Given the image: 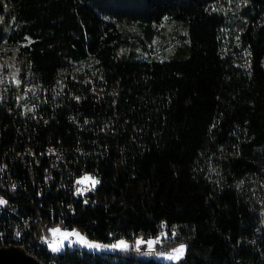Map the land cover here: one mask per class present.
<instances>
[{
    "label": "trees",
    "instance_id": "obj_1",
    "mask_svg": "<svg viewBox=\"0 0 264 264\" xmlns=\"http://www.w3.org/2000/svg\"><path fill=\"white\" fill-rule=\"evenodd\" d=\"M3 162L32 235L130 243L60 264H264V0H0Z\"/></svg>",
    "mask_w": 264,
    "mask_h": 264
},
{
    "label": "built area",
    "instance_id": "obj_2",
    "mask_svg": "<svg viewBox=\"0 0 264 264\" xmlns=\"http://www.w3.org/2000/svg\"><path fill=\"white\" fill-rule=\"evenodd\" d=\"M50 157L51 155H62V152L57 151L55 153H47ZM0 170H8L7 165L3 162L0 165ZM84 176L92 177L89 174H84L82 176H75L72 180V191L74 196H78L83 194L84 192L89 191L90 189L94 188L96 184L93 186L90 181L85 183L78 184L77 181L80 180ZM7 184V185H6ZM5 189L9 193H14L17 189L15 182L6 183L3 180V177L0 176V190ZM87 189V190H86ZM0 199L4 200V204H0V219L2 216L12 215L15 220V225L13 226V230L11 232L10 237H6L5 233H0V245H19L22 246L26 251H34L37 254V259L40 261H45L47 264H60V254L63 251H53L48 244L43 241L41 238H38L36 235H32V218L23 216L18 214L17 207L14 206L5 196L0 194ZM69 209L73 208V205H68ZM73 212V209L71 210ZM11 216V217H12ZM39 218V217H38ZM31 234L33 239H30L27 233ZM172 234L176 233V229L172 228L170 231ZM169 232L167 230H163L159 236L167 237Z\"/></svg>",
    "mask_w": 264,
    "mask_h": 264
},
{
    "label": "rangeland",
    "instance_id": "obj_3",
    "mask_svg": "<svg viewBox=\"0 0 264 264\" xmlns=\"http://www.w3.org/2000/svg\"><path fill=\"white\" fill-rule=\"evenodd\" d=\"M2 47L6 48L7 46L6 45H2ZM1 61L3 63L2 65H4L6 67V69L4 71L8 75L11 76L12 82L19 83L20 82L19 81L20 67H19L18 60H15L14 62H8L2 56L1 57ZM91 178L97 181V179L95 177H91ZM52 229H59L60 232L69 233V235L67 236V238H65L62 235H60L59 233L53 234V232L51 231ZM51 230L49 231V233H47V234H45L43 236L44 240L46 241L48 246L51 245L50 246L51 248H52V246H55L60 251L63 250L61 248H65V247H70V248L79 247V248H82V249H87L89 251H96V252H101L103 250L104 251H115L116 249L122 248V247H112V246L119 244L121 241H123L127 246L130 245V243L127 242L126 240H117V241H114V242H102V241L94 240V239L89 238L88 236H86L84 233H82L76 227H65L63 225H54V226L51 227ZM73 232L79 233L80 236H83L88 242L93 243V244H99L102 247H99V248H90V247H88L86 244L80 242L78 236L71 235V233H73ZM148 241H150V240L145 239L142 236H139L138 237V246L140 248L154 247L153 244L149 245ZM27 252H29L30 255H33V254H31V253H33V251H27ZM40 262L45 264V261H40Z\"/></svg>",
    "mask_w": 264,
    "mask_h": 264
},
{
    "label": "water",
    "instance_id": "obj_4",
    "mask_svg": "<svg viewBox=\"0 0 264 264\" xmlns=\"http://www.w3.org/2000/svg\"><path fill=\"white\" fill-rule=\"evenodd\" d=\"M0 264H43L19 245H0Z\"/></svg>",
    "mask_w": 264,
    "mask_h": 264
},
{
    "label": "snow or ice",
    "instance_id": "obj_5",
    "mask_svg": "<svg viewBox=\"0 0 264 264\" xmlns=\"http://www.w3.org/2000/svg\"><path fill=\"white\" fill-rule=\"evenodd\" d=\"M89 181H90V183H91L93 186H94L96 183H98V181L92 179V178L89 177V176H84V177H82L80 180L77 181V183L80 184V183H85V182H89ZM86 190H87V189H86ZM4 203H5V201L2 200V199H0V204H4ZM51 231L53 232V234L59 233L60 235H62V236L65 237V238H67V236L69 235V233H62V232H60L59 229H52ZM71 235H76V236H78L80 242L86 244V245H87L88 247H90V248H99V247H102V246L99 245V244H93V243L88 242L83 236H80L79 233L73 232V233H71ZM153 243H155V242H154V241H148V244H149V245H152ZM50 246H51V245H50ZM112 247H127V245H126L123 241H121L119 244H117V245H113ZM52 250H53V251H58L59 249L56 248L55 246H52ZM183 252H184V246L181 245L179 248H177V249L174 250V253H175V254H174V255H170L168 258H169V259L178 260V259L180 258V256L183 255Z\"/></svg>",
    "mask_w": 264,
    "mask_h": 264
},
{
    "label": "bare ground",
    "instance_id": "obj_6",
    "mask_svg": "<svg viewBox=\"0 0 264 264\" xmlns=\"http://www.w3.org/2000/svg\"><path fill=\"white\" fill-rule=\"evenodd\" d=\"M49 151H50V153H55V152H57L56 149L53 148L52 146L49 148ZM52 156H53V159H54V160H55V159H58V158H57V155H52ZM58 157H61V156H58ZM27 253H29V252H27ZM31 254H33L35 257H37V254H35L34 251H33V253H31ZM33 255H32V256H33ZM45 264H47V262H45Z\"/></svg>",
    "mask_w": 264,
    "mask_h": 264
},
{
    "label": "crops",
    "instance_id": "obj_7",
    "mask_svg": "<svg viewBox=\"0 0 264 264\" xmlns=\"http://www.w3.org/2000/svg\"><path fill=\"white\" fill-rule=\"evenodd\" d=\"M66 248V247H65ZM65 248H61V249H65ZM58 251H60V250H58Z\"/></svg>",
    "mask_w": 264,
    "mask_h": 264
}]
</instances>
